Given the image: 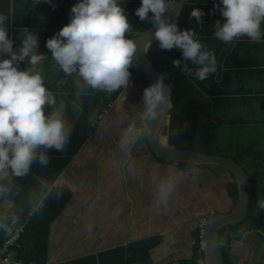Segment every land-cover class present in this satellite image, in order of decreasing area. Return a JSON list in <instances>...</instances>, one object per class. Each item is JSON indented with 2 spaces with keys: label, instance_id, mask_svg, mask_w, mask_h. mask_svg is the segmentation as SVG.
<instances>
[{
  "label": "crops",
  "instance_id": "crops-1",
  "mask_svg": "<svg viewBox=\"0 0 264 264\" xmlns=\"http://www.w3.org/2000/svg\"><path fill=\"white\" fill-rule=\"evenodd\" d=\"M73 2L78 0H9L6 5L0 2V14L6 16L4 25L13 42L12 51L19 54L26 33H30L38 40L34 52L44 57L33 65L30 54L23 61H16V66L42 75L46 89L56 101L43 106L45 114L58 111L70 130L62 150L38 146L25 174L17 176L10 168L0 174V215L27 197L39 200L33 207L39 210L51 189V185L47 186L49 191L43 195L41 185H46L45 180L54 177L64 165L54 184L69 192L70 199L49 228L47 258H41L44 264H188L203 258L198 246L199 224L214 213H226L235 207L237 200L229 191L233 176L220 168L181 167L154 156L146 145L151 116L146 114L143 94L149 86L133 59L129 68L134 73L117 97L115 90L87 84L78 71H63L46 41L69 23L72 14L67 10L72 9ZM212 35L217 38L215 28ZM260 52L258 55L263 56L264 49ZM10 56L0 53V59ZM217 69L215 72L219 73ZM256 75L260 74L243 80L260 85L261 78L256 79ZM212 107L215 108L214 101ZM242 109L248 126L258 122L264 132L262 103H248ZM220 114L215 109L203 112L201 122L214 121ZM78 121L82 127L75 126ZM90 125L93 127L87 139L80 144V135L85 136ZM42 154L47 163L41 162ZM28 173H33L30 181ZM11 219L1 220L0 225ZM28 219L23 223L27 224ZM0 231L5 242L7 236L1 226ZM231 235L233 238L221 242L228 246L230 264H253L260 243L257 233L248 232L240 240L233 232ZM149 241L153 244L148 257L142 250L136 255V247ZM118 248H125L124 258H120L121 253L109 252ZM90 256L97 258H86ZM7 259L10 264H40L37 260H17L12 251Z\"/></svg>",
  "mask_w": 264,
  "mask_h": 264
},
{
  "label": "trees",
  "instance_id": "trees-1",
  "mask_svg": "<svg viewBox=\"0 0 264 264\" xmlns=\"http://www.w3.org/2000/svg\"><path fill=\"white\" fill-rule=\"evenodd\" d=\"M0 2H4L6 5L5 2L8 3L9 0H0ZM118 3L124 9L129 23V29L125 32L126 38H136L156 26L151 12L144 20L136 15L135 9L140 6L141 0H122ZM213 3L216 5L218 1L188 0L175 24L178 26V30H190L193 33V38L202 44V51L207 50L214 54L215 68H218L219 73L210 72L205 79H199L196 76V71L201 65L186 59L182 54V49L178 47L161 48L158 39L147 47V56L162 75L170 94L171 107L166 143L180 149L193 150L197 148L198 151L205 154L231 158L245 169L252 183L253 195L246 218L235 225L222 229L220 241L225 242L233 238V235L229 236L231 232L238 240L242 239L246 233L254 232L262 242L264 241V207L259 205L264 201V132L260 130L258 122H254L252 127L248 126V123L242 118V107L248 103L259 102L264 107V55H258L264 49V21H262L261 27V40L254 41L244 35L238 38L241 39L238 42H234L235 38L232 41L224 42L212 35L214 28L216 31V21H223L219 9L215 8V5L212 7ZM193 8H200L204 13L199 21L190 15ZM67 12L69 15L72 14L71 9ZM177 60L180 62L179 65L174 63ZM224 66L232 69L224 70ZM128 71L130 73L129 80L134 69L128 68ZM256 73L260 74L256 75V79L261 78L260 85L243 80L244 77L251 78ZM122 86L115 89V97L120 94ZM147 86L151 85L147 83ZM212 101H214L215 108L212 107ZM212 109L219 110L221 114L216 116L214 121L202 123V113L211 112ZM94 122L96 120H91V123ZM75 126L82 127V123L78 121ZM92 127L93 125L88 126L85 136L84 134L80 135V144L87 139L88 131H91ZM73 134L75 131H72V137ZM198 138L201 144L194 147L195 140ZM147 147L149 148L148 145ZM64 164L66 165V161ZM179 165L189 168L196 166L187 163H179ZM201 167L208 168L210 166ZM63 168L64 165L60 167L56 174L57 177ZM30 170L34 174L37 173L34 171L35 169ZM33 173H28V181L33 177ZM56 175L50 180H45L46 185H41L43 195L49 191L50 185L51 189L43 199L42 207L34 213L33 217H30V213L39 200H29V197L25 202L18 201L5 215H0V221H7L17 216L23 222L30 217L21 239L8 252H14L17 260H37L40 264H44V260L41 258H47L49 228L70 199L69 192L54 184ZM229 191L231 196L237 200L238 190L235 182L229 184ZM219 214V212L214 213L212 216ZM3 242L4 234L0 231V249L3 248ZM152 244L153 242L149 241L144 242L143 246H137L136 255L142 250L144 252L141 253L147 258ZM221 248L226 264H229L225 245L222 244ZM109 252L111 254L121 253L120 258H124L125 248ZM201 257H204L203 252ZM198 259L195 258L187 263L198 264Z\"/></svg>",
  "mask_w": 264,
  "mask_h": 264
},
{
  "label": "clouds",
  "instance_id": "clouds-1",
  "mask_svg": "<svg viewBox=\"0 0 264 264\" xmlns=\"http://www.w3.org/2000/svg\"><path fill=\"white\" fill-rule=\"evenodd\" d=\"M173 3L174 0H141L135 13L144 20L151 12L157 24L154 37L159 46L182 49L186 59L201 65L196 76L203 80L215 71V56L201 50L202 44L193 38L190 30H178L175 23L162 19ZM215 8L223 17V21H216L215 36L220 40L229 42L244 35L254 41L262 39L264 0H219ZM71 13L69 23L46 41V47L63 71L67 74L78 71L87 84L108 91L126 85L137 45L125 37L129 23L118 0H78ZM190 15L199 21L204 13L200 8H193ZM5 20L6 16L0 14V53L11 54L10 58L0 59V174H6L10 168L19 176L28 171L38 146L62 150L70 130L58 111L45 114L43 106L56 101L46 89L42 75L16 66V61H23L30 54L29 62L33 65L44 58L34 52L37 38L26 33L20 53L13 52ZM149 46L146 43L144 47ZM165 92L162 80L144 90L147 115H157L158 105L167 102ZM40 160L47 163L43 154ZM259 206L264 207V201Z\"/></svg>",
  "mask_w": 264,
  "mask_h": 264
},
{
  "label": "water",
  "instance_id": "water-1",
  "mask_svg": "<svg viewBox=\"0 0 264 264\" xmlns=\"http://www.w3.org/2000/svg\"><path fill=\"white\" fill-rule=\"evenodd\" d=\"M187 3L188 0H174V3L169 6V10L162 14V19H165V21L169 23H176ZM156 27L157 24L151 30L137 36L134 40L137 48L133 54V63L150 85L156 83L158 80H162L166 89L165 95L167 97V102L158 105L156 109L157 115L151 117L149 121L146 130V143L154 156L161 160L176 164L187 163L196 166L220 168L233 176L238 190L235 207L229 212L220 213L219 215L209 218L204 225V264H226L221 248L220 231L226 226L235 225L246 218L253 195L252 183L245 169L231 158L205 154L198 151L197 148L193 150L180 149L169 146L166 143L168 117L171 107L170 94L162 75L149 60L147 48L145 49L144 47L146 43L150 44L157 40V38L154 37ZM197 141H199V138ZM263 259L264 241L258 244L253 255L252 263L262 264Z\"/></svg>",
  "mask_w": 264,
  "mask_h": 264
},
{
  "label": "built area",
  "instance_id": "built-area-1",
  "mask_svg": "<svg viewBox=\"0 0 264 264\" xmlns=\"http://www.w3.org/2000/svg\"><path fill=\"white\" fill-rule=\"evenodd\" d=\"M39 208V207H38ZM38 208L34 209L31 213L30 216H33L36 210ZM206 220L203 219L200 224H199V229H200V238H199V248L201 251H203V248L205 246V225ZM2 229L4 230L7 238L4 242L3 248L0 250V262L2 264H10L11 262L7 259L9 255V250L12 246L15 245L17 241H19L22 237V235L25 232V226L26 222H21L19 218L14 217L13 219L10 220L9 223H2L0 225ZM20 264V263H17ZM198 264H204V257L198 260Z\"/></svg>",
  "mask_w": 264,
  "mask_h": 264
},
{
  "label": "rangeland",
  "instance_id": "rangeland-1",
  "mask_svg": "<svg viewBox=\"0 0 264 264\" xmlns=\"http://www.w3.org/2000/svg\"><path fill=\"white\" fill-rule=\"evenodd\" d=\"M118 1H121V0H118ZM200 144H201V141L198 142L197 139H196L194 147H198ZM225 249H226V251L228 250V246L227 245L225 246ZM227 259H228V263L230 264V262H229L230 258H229V255H228V251H227Z\"/></svg>",
  "mask_w": 264,
  "mask_h": 264
},
{
  "label": "flooded vegetation",
  "instance_id": "flooded-vegetation-1",
  "mask_svg": "<svg viewBox=\"0 0 264 264\" xmlns=\"http://www.w3.org/2000/svg\"><path fill=\"white\" fill-rule=\"evenodd\" d=\"M221 247H222V245H221Z\"/></svg>",
  "mask_w": 264,
  "mask_h": 264
}]
</instances>
